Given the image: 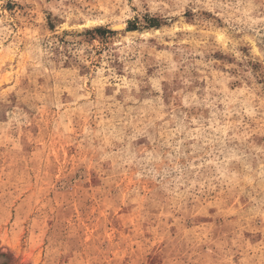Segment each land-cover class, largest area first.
Wrapping results in <instances>:
<instances>
[{
	"label": "rangeland",
	"instance_id": "rangeland-1",
	"mask_svg": "<svg viewBox=\"0 0 264 264\" xmlns=\"http://www.w3.org/2000/svg\"><path fill=\"white\" fill-rule=\"evenodd\" d=\"M0 264H264V0H0Z\"/></svg>",
	"mask_w": 264,
	"mask_h": 264
},
{
	"label": "bare ground",
	"instance_id": "bare-ground-1",
	"mask_svg": "<svg viewBox=\"0 0 264 264\" xmlns=\"http://www.w3.org/2000/svg\"><path fill=\"white\" fill-rule=\"evenodd\" d=\"M115 28H121V25H116Z\"/></svg>",
	"mask_w": 264,
	"mask_h": 264
}]
</instances>
